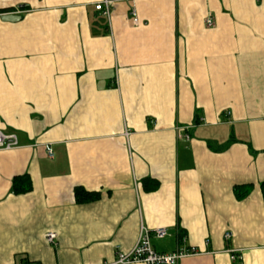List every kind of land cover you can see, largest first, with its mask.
<instances>
[{
	"label": "crops",
	"instance_id": "1",
	"mask_svg": "<svg viewBox=\"0 0 264 264\" xmlns=\"http://www.w3.org/2000/svg\"><path fill=\"white\" fill-rule=\"evenodd\" d=\"M100 1L0 0V264H264V0Z\"/></svg>",
	"mask_w": 264,
	"mask_h": 264
},
{
	"label": "built area",
	"instance_id": "2",
	"mask_svg": "<svg viewBox=\"0 0 264 264\" xmlns=\"http://www.w3.org/2000/svg\"><path fill=\"white\" fill-rule=\"evenodd\" d=\"M111 0H101L95 4L96 10H101L102 14L109 17L110 16V5ZM132 22L133 24H138V18L135 10H131ZM213 21L211 18H206V25L211 26ZM127 135V132H125ZM18 145V140L16 134H3L0 131V149H11ZM48 156H52L51 151H48ZM151 235L162 238L166 235V229L164 227H157L154 230H148L147 228H142L137 241L134 246L129 251L117 250L116 256L113 264H179L180 260L186 256L193 255L199 251L195 247L188 248H177L171 252H158L154 249L151 244ZM232 236L231 231H225L223 237L225 240H229ZM44 239L50 243L55 244L56 233L53 231L46 232L44 234ZM230 254V259H235V253L233 250L227 249ZM11 264H40V263H28L24 261L12 262Z\"/></svg>",
	"mask_w": 264,
	"mask_h": 264
},
{
	"label": "trees",
	"instance_id": "3",
	"mask_svg": "<svg viewBox=\"0 0 264 264\" xmlns=\"http://www.w3.org/2000/svg\"><path fill=\"white\" fill-rule=\"evenodd\" d=\"M25 9V8H22ZM15 10V8H2L0 9V13L8 12ZM261 192L263 196V201H264V182L261 183ZM31 189V181L30 178L27 175H21V176H15L12 179V186L11 190L13 193H25ZM235 190V188H234ZM237 191V188H236ZM246 194V192H238L239 197H243ZM75 195H76V200L78 201H86V200H91L95 199L98 197V193H91V192H86L82 188L77 187L75 189Z\"/></svg>",
	"mask_w": 264,
	"mask_h": 264
},
{
	"label": "water",
	"instance_id": "4",
	"mask_svg": "<svg viewBox=\"0 0 264 264\" xmlns=\"http://www.w3.org/2000/svg\"><path fill=\"white\" fill-rule=\"evenodd\" d=\"M19 18L20 16L14 13H10V12L0 13V19L3 21H15L18 20Z\"/></svg>",
	"mask_w": 264,
	"mask_h": 264
}]
</instances>
